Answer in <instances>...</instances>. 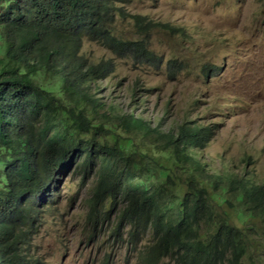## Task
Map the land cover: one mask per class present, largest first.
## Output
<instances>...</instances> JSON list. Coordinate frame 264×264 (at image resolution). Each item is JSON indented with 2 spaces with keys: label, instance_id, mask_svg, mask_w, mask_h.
I'll list each match as a JSON object with an SVG mask.
<instances>
[{
  "label": "trees",
  "instance_id": "obj_1",
  "mask_svg": "<svg viewBox=\"0 0 264 264\" xmlns=\"http://www.w3.org/2000/svg\"><path fill=\"white\" fill-rule=\"evenodd\" d=\"M121 2L0 0V264H44L33 243L45 200L38 197L47 198L72 164L81 187L94 177L88 224L94 229L103 221L104 205H124L113 230L127 220L133 244L150 235L140 253L144 264L167 258L175 264H245L257 243L252 239L264 231L250 221H242L243 229L231 225L221 207L264 225V185L247 172L215 170L201 161L199 151L211 137L207 127L185 122L165 133L139 117L111 116L112 107L98 98L110 67L88 61L86 41L156 62L144 43L112 32L116 18H126ZM140 21L137 26H145ZM210 70L204 66L202 75ZM134 136L146 139L151 156L145 146L137 148ZM173 169L185 179L183 193L172 190Z\"/></svg>",
  "mask_w": 264,
  "mask_h": 264
},
{
  "label": "rangeland",
  "instance_id": "obj_2",
  "mask_svg": "<svg viewBox=\"0 0 264 264\" xmlns=\"http://www.w3.org/2000/svg\"><path fill=\"white\" fill-rule=\"evenodd\" d=\"M119 8L126 18L117 17L112 32L144 43L156 62L120 54L104 43H84L82 52L88 61L110 67L98 94L112 107L107 108L110 115L139 117L165 133L185 122L207 127L211 137L199 151L201 161L215 170L247 172L264 185V0H124ZM138 21L145 26H137ZM148 22L168 26H147ZM1 53L2 48L0 57ZM204 66H211L207 77L202 75ZM139 88L136 94L130 91ZM134 137L137 148L145 146L150 155L146 139ZM73 167L58 178L50 197H38L40 202L45 199L33 239L39 260L44 264H144L140 253L150 235L133 244L127 220L121 221V230H113L124 205L113 209L104 205L108 212L93 229L87 217L94 177L81 187ZM173 172L172 190L183 193L185 179L178 170ZM222 209L231 225L243 229L242 221H250L257 231H264L257 217L241 219L234 209L222 206L221 213ZM254 238L257 243L250 245L244 263L264 264V236ZM158 264L175 263L167 258Z\"/></svg>",
  "mask_w": 264,
  "mask_h": 264
}]
</instances>
